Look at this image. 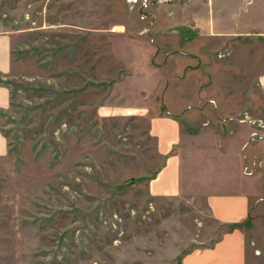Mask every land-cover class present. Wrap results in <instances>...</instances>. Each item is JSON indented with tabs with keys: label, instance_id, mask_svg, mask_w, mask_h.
<instances>
[{
	"label": "rangeland",
	"instance_id": "rangeland-1",
	"mask_svg": "<svg viewBox=\"0 0 264 264\" xmlns=\"http://www.w3.org/2000/svg\"><path fill=\"white\" fill-rule=\"evenodd\" d=\"M263 31L264 0H0L13 55L12 73H0L11 93L0 109V264H181L212 247L231 229L205 198L148 192L165 162L150 122L183 110L190 129L206 126L187 116L226 96L263 102L261 119H241L253 127L245 172L263 224ZM256 254L250 264H264Z\"/></svg>",
	"mask_w": 264,
	"mask_h": 264
},
{
	"label": "crops",
	"instance_id": "crops-1",
	"mask_svg": "<svg viewBox=\"0 0 264 264\" xmlns=\"http://www.w3.org/2000/svg\"><path fill=\"white\" fill-rule=\"evenodd\" d=\"M230 37L225 35L224 38L226 40ZM258 39L264 42V31ZM201 53L196 54L198 60L194 67L205 63L202 57L204 54ZM234 53V49L230 48L229 52L220 56H233ZM217 54L209 51L208 61L212 59L211 65L215 67L212 72L221 78L218 70L220 62L214 58ZM12 56V36L9 33H0V73L4 76L12 73ZM229 83L232 84V81L229 80ZM254 85L264 93V72L258 75ZM229 93L226 92L225 95ZM244 97L242 100V97L237 99V96H226L228 100L225 99V103H220L215 98L208 102L211 108L208 113L186 115L193 120L208 118L210 122L206 126L192 121L194 126L190 129L180 120L185 118L180 114L183 110L156 115L151 119L150 134L156 139L158 151L165 157V162L149 182V194L154 198L168 199L190 200L203 197L212 217L231 229L212 247L184 256L181 264H250L261 259L256 254V246L264 253V221L260 224L259 214L254 211L259 207L256 201L261 197L255 196V191L252 190L254 180L247 175V171L245 172L246 164L254 151L249 133L253 127L241 120L246 115L261 119L260 106L263 102L250 101L246 95ZM200 99L197 97L194 103ZM10 102V90L0 86V109H8ZM195 128L200 129L193 132ZM185 149L191 153H182ZM7 150V141L0 133V156L6 154ZM234 158L237 162L232 166ZM191 159L199 161L203 169L196 181L186 174L189 162H193ZM220 173L222 174L219 175ZM251 242H255V246L251 245Z\"/></svg>",
	"mask_w": 264,
	"mask_h": 264
},
{
	"label": "trees",
	"instance_id": "trees-1",
	"mask_svg": "<svg viewBox=\"0 0 264 264\" xmlns=\"http://www.w3.org/2000/svg\"><path fill=\"white\" fill-rule=\"evenodd\" d=\"M0 78H1V75H0ZM2 79V78H1ZM4 83L2 82V80H0V85H3ZM5 85V84H4ZM4 115H6L5 114V111L4 110H0V117L1 116H4ZM3 133V132H2ZM3 135L6 137V134L5 133H3Z\"/></svg>",
	"mask_w": 264,
	"mask_h": 264
}]
</instances>
